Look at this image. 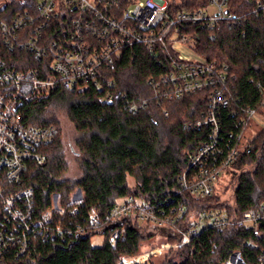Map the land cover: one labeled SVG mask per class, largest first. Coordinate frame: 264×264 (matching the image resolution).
<instances>
[{
    "label": "built area",
    "instance_id": "2783aa9c",
    "mask_svg": "<svg viewBox=\"0 0 264 264\" xmlns=\"http://www.w3.org/2000/svg\"><path fill=\"white\" fill-rule=\"evenodd\" d=\"M168 5L166 0H35L2 24L4 49L31 58L22 62V69L2 56L0 48V264L33 258L38 240H71L92 233L102 236L109 229L112 242L124 241V229L135 224L166 242L172 239L174 244L167 242L160 249L121 257L115 264H147L169 249L190 245L209 227L220 231L240 227L263 239L264 201L238 215L232 169L241 156L251 154L252 141L259 133L248 138L247 131L260 123L263 113L239 106L231 93L234 77L228 66L199 56L185 33L189 27L213 31L222 22L235 27L240 21L229 12V0H208L206 7L192 12H169ZM255 15L264 20V1ZM135 45L158 62L161 73L147 81L151 97L132 102L129 111L138 112L150 101L164 107L204 94L206 108L201 118L186 121L183 127L187 132L208 130V140L180 174L176 204H171V198L158 206L128 196L102 217L91 210L85 225L74 229L72 223L65 222L78 213L81 191L73 193L67 204L60 195L54 196L50 207L40 212L34 189L18 186L29 164L47 162L46 149L57 137L54 126L25 124L21 108L59 90L75 93L99 89L111 102L116 87L111 70L123 50ZM30 60L38 64L32 66ZM257 88L263 93L261 84ZM262 106L264 110V99ZM225 111L232 121L230 128L223 120ZM225 175L233 189L229 200L217 195ZM214 196L219 198L218 204L195 211L197 201ZM245 246L254 251L261 248L251 240ZM224 264H264V250L254 263L234 252Z\"/></svg>",
    "mask_w": 264,
    "mask_h": 264
},
{
    "label": "trees",
    "instance_id": "16d2710c",
    "mask_svg": "<svg viewBox=\"0 0 264 264\" xmlns=\"http://www.w3.org/2000/svg\"><path fill=\"white\" fill-rule=\"evenodd\" d=\"M263 1L229 0V12L240 21L238 26L222 22L213 31H201L197 27L185 30L199 56L228 66L234 77L231 93L239 106L257 108L260 113L264 111V91L261 93L257 84L264 90V20L256 19L255 13ZM34 2L0 0L2 56L9 62L18 63L22 69H25L22 62L31 57L4 49L1 27ZM207 5L208 0H178L169 2L168 11L192 12ZM30 61L32 66L38 64ZM159 73L161 69L156 60L141 46H131L123 50L111 70V77L116 81L111 102L106 100V92L99 89L75 93L59 90L21 108L25 124L54 126L57 130L55 142L46 149L47 162L29 164L18 184L23 189H34L40 212L50 207L54 196L60 195L63 204H67L78 190L83 194V201L78 205L75 217L65 222L72 223L74 229L77 225H85L91 210L102 217L128 196L158 206L168 198L172 199V205L177 203L178 178L209 135L205 129L187 132L183 125L201 118L206 108V95L190 96L164 107L150 101L138 112H130L132 102L151 97L147 81ZM60 110L67 114L77 133L78 164L82 174L74 180L67 176L69 165L62 145L63 130L57 117ZM227 112H224L223 120L231 126ZM232 169L237 183L234 207L241 215L264 201V130L252 141L251 154L241 156ZM219 201L217 196L197 201L195 211ZM261 229L263 239L240 227L230 231L209 227L190 245L169 250L162 264H224L234 252L254 263L264 250V226ZM124 232V241L112 242L109 229H106L101 233L104 241L97 247L92 244V239L100 236L97 233L78 235L71 240L67 237L38 240L33 258L16 264H115L121 257L139 254L143 244L156 235L138 224L126 227ZM249 240L259 243L261 248L258 251L249 249L245 246Z\"/></svg>",
    "mask_w": 264,
    "mask_h": 264
},
{
    "label": "rangeland",
    "instance_id": "374dc122",
    "mask_svg": "<svg viewBox=\"0 0 264 264\" xmlns=\"http://www.w3.org/2000/svg\"><path fill=\"white\" fill-rule=\"evenodd\" d=\"M132 1L133 2H144L146 0H132ZM166 1L167 2H172V1L177 2L178 0H166ZM214 13H215V11L212 10L211 14H214ZM191 45L189 46L190 48H191ZM57 117L59 119L60 125H61L62 130H63V144L62 145H63V150L65 153L66 160H67L68 165H69V173L67 176H68V178L74 180V179L79 178L82 174L81 170L79 168V164H78V159L80 157V153H79L78 147L76 146L77 133L75 131L74 126L71 124L69 118L67 117V114L64 111L60 110L59 112H57ZM259 121H260V123H255L247 131L248 138H253L262 129H264V112H263V114L259 115ZM230 182H231V179L228 175L223 176L220 180L222 190H221V192L219 191L217 195H219L220 197H223L226 200L231 199L233 196V189L229 185ZM78 192H79V190L76 191V193H78ZM103 241H104V236H96L92 239V244L96 247L101 246ZM167 242L172 244V245L174 244L173 241H171V240L167 241ZM167 242L165 241V239L160 238L159 236H156V237L154 236L151 238V240L146 241L143 244L140 253L143 254V253L150 252V251H153L156 249H160ZM169 250H171V249H169ZM168 251L163 252L162 255L152 257L148 262L149 263L151 262L154 264H162L165 260V254Z\"/></svg>",
    "mask_w": 264,
    "mask_h": 264
}]
</instances>
